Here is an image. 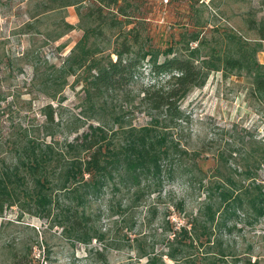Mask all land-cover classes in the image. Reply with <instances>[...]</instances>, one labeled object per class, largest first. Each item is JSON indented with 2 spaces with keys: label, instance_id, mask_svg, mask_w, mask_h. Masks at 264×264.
<instances>
[{
  "label": "trees",
  "instance_id": "16d2710c",
  "mask_svg": "<svg viewBox=\"0 0 264 264\" xmlns=\"http://www.w3.org/2000/svg\"><path fill=\"white\" fill-rule=\"evenodd\" d=\"M83 1L47 0L43 13L78 6ZM32 26L27 23L28 30ZM88 43L86 33L59 65L41 62L38 56L31 58L29 52L18 57L34 69L31 84L41 78L39 90L54 100L61 99L70 77H77L83 83L82 104L87 109L82 114L88 119L90 111L96 123L91 122L76 138L60 141L57 136L62 122L56 118L54 105L47 103L41 109L42 122L9 133L6 155L0 157V216L17 206L22 214L47 218L51 226H60L73 242L90 244L94 239H104L96 229L93 211L102 196L111 194L107 209L113 212L116 202L115 213L125 222L154 194L156 200L146 205L148 213L157 216L163 202L166 216L174 210L182 214L186 197L173 191L164 196L163 190L167 183L188 176L189 188L198 186L202 199L197 212L184 223L177 225L170 217L166 219L169 235L162 250L146 245L140 236H126L128 241L121 244L132 246L139 262L147 258V264H232L228 257L236 254L229 251L225 236L231 235L240 222L252 225L264 219V179L259 173L264 165V137L247 132L241 147L236 146V140L224 146L209 140L198 148L189 147L182 139L188 116L181 101L193 87L205 84L208 72L198 67L193 57L174 56L160 62L151 52L132 55L133 44L127 43L125 49L115 52L114 59ZM254 54L251 59L240 45L239 56L226 57L223 62L246 70L252 78V94L264 99V64L255 62ZM148 56L155 75L168 78L142 89L137 99H129L127 88ZM118 96L125 97L122 101L137 108L148 121L129 123L113 104ZM230 130L231 136L237 131L234 126ZM203 154L212 155L213 165L207 169L198 164ZM208 158L203 157V166ZM4 247L9 253L8 264L37 262L32 245L25 250L10 240ZM107 249L105 245L103 250L90 252L106 262Z\"/></svg>",
  "mask_w": 264,
  "mask_h": 264
},
{
  "label": "rangeland",
  "instance_id": "374dc122",
  "mask_svg": "<svg viewBox=\"0 0 264 264\" xmlns=\"http://www.w3.org/2000/svg\"><path fill=\"white\" fill-rule=\"evenodd\" d=\"M45 2L0 0V55H4L0 58V157L6 155L8 134L20 126L42 122L41 109L47 103L54 105L56 118L62 122L57 136L60 141L74 139L88 130L91 122L96 123L90 111L88 119L82 114L87 109L82 104L83 83L77 77H70L61 99L54 100L39 90L41 78L31 84L33 67L18 59L29 52L31 58L38 56L41 62L59 65L86 33L89 46L100 50V54H112L114 59L116 51L131 43L132 55L151 52L160 62L174 56L193 57L197 66L208 72L205 84L193 87L181 101L188 116L182 139L189 147L198 148L209 140L219 146L236 140V146L241 147L249 132L264 137V99L252 94V78L246 70L239 71L223 62L226 57H238L242 45L251 59L255 52V62L264 64V0H84L78 6L43 13ZM29 22L33 24L30 30ZM149 59L150 56L141 61L127 88L129 99H137L142 89L168 78L155 75ZM114 100L129 123L142 125L148 121L137 108L122 101L125 97ZM233 126L237 131L231 136ZM204 156H209L205 166ZM188 162L192 163L190 159ZM198 164L209 168L213 165L212 155L203 154ZM259 173L264 179V165ZM187 179L183 176L167 183L163 190L164 196L173 191L186 197L182 214L174 210L166 216L163 202L157 216L148 213L146 205L156 200L154 194L125 222L115 213L116 202L113 212L107 209L111 194L102 196L94 203L93 211L96 229L104 239H94L90 244L73 242L60 226H51L47 218L22 214L17 206L8 208L0 216V264H8L4 244L10 240L23 248L32 245L35 264H147V258L139 262L135 249L121 243H126L127 237L140 236L146 245H155L156 251H161L169 235L166 219L170 217L177 225L184 223L197 212L202 199L198 186L189 188ZM225 237L229 251L238 255L228 257L232 264H248V258L251 264H264V219L252 225L240 222ZM105 245L106 262L90 252L103 250Z\"/></svg>",
  "mask_w": 264,
  "mask_h": 264
}]
</instances>
